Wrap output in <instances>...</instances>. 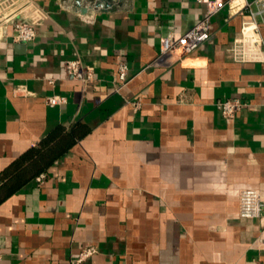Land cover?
Wrapping results in <instances>:
<instances>
[{"label":"crops","instance_id":"0c3cea01","mask_svg":"<svg viewBox=\"0 0 264 264\" xmlns=\"http://www.w3.org/2000/svg\"><path fill=\"white\" fill-rule=\"evenodd\" d=\"M33 1L46 14L36 38L2 44L0 175L57 132L46 147L56 157L0 200V264L264 262V216L239 214L242 190L264 199V62L229 50L249 0L214 14L192 54L147 68L161 38L191 29L204 4ZM75 57L94 70L85 90L64 69ZM120 61L133 78L118 90ZM52 94L68 102L49 105ZM229 97L249 106L227 117L217 102ZM87 246L96 252L78 261Z\"/></svg>","mask_w":264,"mask_h":264},{"label":"built area","instance_id":"2783aa9c","mask_svg":"<svg viewBox=\"0 0 264 264\" xmlns=\"http://www.w3.org/2000/svg\"><path fill=\"white\" fill-rule=\"evenodd\" d=\"M206 6L205 16L191 29L183 34L169 33L160 40V49L156 58L144 68L150 66H171L192 54L197 48L210 38L211 18L232 0H196ZM248 18L241 24L240 34L236 37L229 50L232 58L237 62H264V0H249L243 4ZM46 19L45 12L33 0H0V64L3 42L11 36L14 42H30L37 36V26ZM12 28V34L9 29ZM66 74L81 81L83 90L94 80V70L80 57L65 61ZM128 64L120 61L118 77L121 89L133 78L128 75ZM51 83L53 79L49 80ZM45 101L49 105H62L68 102V97L61 94L48 95ZM135 109L140 108L141 102H133ZM221 112L227 117L235 116L249 103L238 97H229L217 102ZM45 175L40 174L37 181L42 183ZM239 214L245 218L264 216V199L255 189H244L240 193ZM96 252L92 246H87L79 253L78 261H83ZM255 264H264L257 260Z\"/></svg>","mask_w":264,"mask_h":264},{"label":"trees","instance_id":"16d2710c","mask_svg":"<svg viewBox=\"0 0 264 264\" xmlns=\"http://www.w3.org/2000/svg\"><path fill=\"white\" fill-rule=\"evenodd\" d=\"M85 131L86 130L83 129L79 131L74 130V133H72L74 136H80ZM55 134H57V132L53 133L51 137L44 139L39 147L31 149L29 153L21 156L10 167L3 171V173L0 175V180H5L3 185L0 186V200L2 197H7V195L13 191H16L20 186L30 179V176L32 177V174L34 175L43 171L52 158L56 157V153H52L51 151L49 153V150L46 149L49 141L53 138V136H55ZM28 158H33L36 162H34L31 166L24 167V161L25 159L28 160ZM47 158H50L51 160L48 161Z\"/></svg>","mask_w":264,"mask_h":264},{"label":"water","instance_id":"95a60500","mask_svg":"<svg viewBox=\"0 0 264 264\" xmlns=\"http://www.w3.org/2000/svg\"><path fill=\"white\" fill-rule=\"evenodd\" d=\"M78 1H79V0H78ZM91 1H93V0H91ZM95 1H96V6H99L101 0H95Z\"/></svg>","mask_w":264,"mask_h":264}]
</instances>
